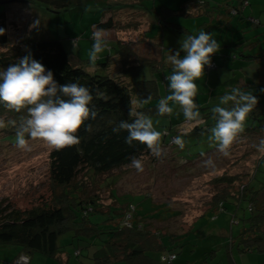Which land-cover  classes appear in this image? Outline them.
Returning a JSON list of instances; mask_svg holds the SVG:
<instances>
[{
	"label": "trees",
	"instance_id": "16d2710c",
	"mask_svg": "<svg viewBox=\"0 0 264 264\" xmlns=\"http://www.w3.org/2000/svg\"><path fill=\"white\" fill-rule=\"evenodd\" d=\"M122 1L127 4L117 3L104 8L105 14L109 12L110 17L95 24V29H114L117 33L131 32L138 34L137 39L133 40L134 35L130 36L132 40H124L118 36L112 46L108 47L107 57L92 64L90 61L74 60L63 40L51 36L44 27L46 21L42 15L43 11L57 13L60 10H72L81 6L77 0H0V5H3L0 11V28L5 30L4 34L0 35V70L16 63L27 54L26 48L30 49L33 58L41 62L46 70L53 72L58 84L76 82L88 87L94 96L92 104L99 110L96 119L86 120L76 133L80 140L78 144L51 151L50 198L42 196L38 204L30 208L15 206L8 200L0 201V246L19 249L17 259L13 263L23 255L29 256L31 260L34 254L41 253L68 264L72 255L58 243L59 238L68 231L73 233L72 244L78 240L84 242L85 248L91 246L88 258L100 264H178L183 249L190 245L187 236L192 227L187 226L182 208L165 202L158 204L148 194H125L119 197L114 189H111L112 204H105L99 189L111 188L115 180L107 179L98 189L93 186L97 185L100 176L131 165L132 156L142 159L148 157L154 164L163 157L153 156L146 145L137 141L131 146L127 144L126 131H113L121 121L131 122L133 118L129 116L130 106H135L137 111L150 116L154 127L166 133L161 142L164 149H171L169 156L174 155L173 160L178 163L174 166L178 167L184 160L186 167L191 169L192 166L187 164H193L195 160L218 149L215 142L209 141L210 129L215 125L211 108L219 103V97L230 93L232 87L239 86L231 83L228 90L218 92L216 90L221 86L220 83L217 89L208 95L210 103L199 106L202 123L186 121L180 106L173 102H170L172 114L159 115V100L171 94L167 77L172 74L173 66L163 58V54L161 55L162 49L163 52L167 49L161 43L162 39L159 38L161 42L157 44L158 38L148 37L150 29L147 28L152 26L147 21H157L179 33L186 32L178 25L167 22V19L179 13L192 15L189 4L193 1H187L179 10L164 7V13L145 8L143 0ZM238 1V6L228 2L224 7H233L237 11L233 16H239L250 5L249 0H242L241 4L240 0ZM194 2L202 10L209 4L207 0ZM18 4L31 7L33 21L40 17L41 25L39 28H33L21 42L15 43L8 32L9 10L10 6ZM139 43L152 45L153 54L138 52ZM154 51H159L160 56ZM235 55L233 53L231 57ZM231 57L221 56L224 66L232 61ZM251 58L252 61H262L261 56H249V59ZM212 63L216 67L208 69L206 65L207 72L219 69L220 65L215 60H212ZM228 68L233 71L230 66ZM261 75L264 76L259 72V77L251 82L250 85L255 86L253 91L249 90L248 86L239 87L242 91L257 95L259 103L247 115L244 131L231 146L233 148L250 145L249 152L255 155L252 166L245 172L223 174L214 178L211 185L216 191L211 197L209 208L202 214L222 212L228 203L237 208L246 204L244 209L247 214L245 216L244 213L241 217L244 228L222 248L201 252L204 258L200 261L192 256L193 250L188 253L191 259L185 260L184 264H220L223 254L229 257L230 264H236L235 254L261 255L264 264V153L253 146L264 138V99L260 92V89H264L260 87V80L264 82V77L260 79ZM97 88L109 97L107 101L95 98ZM149 95L152 97L151 101L141 105L139 101ZM196 97L198 99V96ZM133 102L136 103L133 105ZM26 115V109L18 113L0 104V119L5 122V127L0 128V140L15 145L21 117ZM89 124L92 125L90 132L86 130ZM177 136L184 141L182 149L173 142ZM26 139L30 140L27 136ZM129 197L143 198V201H150L151 205L141 211V205L134 203ZM180 240H183L182 243L177 244ZM74 248L77 257L83 254L81 248ZM218 254L220 259L213 262ZM172 255H175V258L170 260Z\"/></svg>",
	"mask_w": 264,
	"mask_h": 264
},
{
	"label": "rangeland",
	"instance_id": "374dc122",
	"mask_svg": "<svg viewBox=\"0 0 264 264\" xmlns=\"http://www.w3.org/2000/svg\"><path fill=\"white\" fill-rule=\"evenodd\" d=\"M187 1L194 0H143V5L147 9H153L157 12L164 13V7L179 10L183 8V4ZM217 1L216 4H221V12L228 14V12L232 11V14L236 15L237 11L233 9V7L224 8L228 1L232 0ZM235 1L236 4L239 3L238 0ZM77 2L78 4H81V6L72 10H60L57 13L50 11L41 12L46 21L44 25L46 32L55 38L62 39L65 47L74 57V60L88 62L89 58L87 53L91 50L93 44V40L90 37L91 31L95 30V24L101 23L103 20L105 13L104 8L107 9L108 6L111 7L117 3L127 4V2H123L122 0H77ZM249 2L252 3L254 13H252L251 8H249L246 16H244V14H239L235 23L237 24L239 20L241 26L244 25L243 29L249 30L247 34L249 40L247 42L259 47L257 50L255 49V53L251 52L252 50L245 51L243 47L237 49V52L240 53V55H243L242 53L245 51V55L260 57V54L258 53L261 49H263L261 55L264 54V37L260 43L257 31L264 30V0H249ZM2 8L3 5H0V11ZM88 8L92 9V11H86ZM31 14V7L22 4L10 6V25L8 32L15 43L21 42L24 36L29 35L32 32V30H29V26L33 23V15ZM148 17L150 18L149 15ZM241 17H243V19H241ZM205 18L207 17L179 13L175 16H169L168 21L172 24H177L182 31H184V29L189 30V32L183 33L198 35L200 31L212 30L209 26H207V29L202 26L200 27L198 20L200 19L201 21H204L203 19ZM254 19L261 20L262 23H254ZM92 28L94 30H92ZM161 31H163L162 25L159 22H155L153 24V30L148 32V37H160L164 39V41L166 40L167 43L165 44L167 45H165V49H167L164 55H166L165 57H168L180 48L179 42L185 34L179 33L174 29V31L171 30L164 37V33L162 34ZM216 31L221 36L220 31L214 30V32ZM222 33L219 44L222 43L223 45L229 41L231 35H229L226 30ZM124 36H129V34H124ZM77 37H79V40L81 39V44L79 46L77 45L74 51L72 41ZM247 42L243 43V46L249 45ZM137 45L138 52L153 54L152 45L141 43ZM113 52L115 54V50H113ZM155 52L156 51H154V53ZM155 54L158 56L159 51ZM184 55L185 53L181 52V56L183 57ZM104 57H107V55ZM261 59L262 61L259 59H253L249 64L248 72L239 69L237 64L236 66L232 65L233 71L230 70L231 75H228V79L227 76H225V79L227 80L224 79L225 82H223L216 91L228 90L229 88L227 85L232 83L230 77H234L235 73L237 80L241 78L242 72L243 77L247 76L249 81L258 78L259 72L264 75V57L262 56ZM235 67L237 68L234 70ZM263 77L264 76L261 75L260 79ZM250 84L251 83H248L247 86L250 87ZM260 87L264 88V82L262 80H260ZM203 97L206 98V96ZM261 97L264 99V92H261ZM29 145L31 150H22L16 147V144L12 145L9 142H4L2 139L0 140V201L8 200L9 202L14 203L15 206L21 208H30L38 204L42 196H44V198H50L51 196L49 163L50 153L53 148L49 147L39 139H30ZM249 146L243 145L240 147H233L230 149L229 156H224L217 149L216 151L195 160L193 164H187L192 166L191 169L186 167V161L184 160L179 163L178 167L174 166L176 163L173 160L174 155L171 157L169 156L172 152L171 149H165L166 155H164L156 164L152 163L151 159L148 157L143 158L142 162L144 170L142 172L137 171L134 167L129 165L122 169L115 170L110 174L100 176L97 179V185L95 187L93 186V188L98 189L100 186L104 185L107 179H114L115 184L111 188L104 187L102 189L100 187L101 189H99L105 204H112L113 197L111 195V189H114L117 191L119 197H122L125 194L141 196L148 194L158 204L165 202L169 205L172 204L176 208H182L185 212V220L188 222L187 226H191L192 228H190L191 233L187 236V241L190 245H187L186 248L183 249L180 259L181 262H183L185 257L188 256V253H191L193 250L194 251L191 253L192 256L194 255L193 257L195 259H199L201 257V252L205 253V251L210 252L213 249L218 250L222 248L230 241L231 237L236 238L244 228V223L241 220V217L244 213L245 216L247 214V210L244 209L246 204L237 208L235 205L228 203L226 204V209L222 212H208L205 215L202 214L209 208L211 197L216 191V188L211 185V181L214 178L222 176L223 174H238L251 168L252 159L255 158V155L250 154L249 151L251 148ZM209 158H211L214 163V166L212 167L205 166L204 161ZM140 197L129 198L134 203L141 205V211L148 209L151 205L150 201H143V198ZM72 235L73 233L68 231L58 240L59 245L65 247L66 251L70 252L72 255L68 264H98V261L88 258L91 246L85 248L86 245L84 242H79L78 240H75L74 244H72ZM182 241L183 240L178 241L177 244L182 243ZM75 246L82 249L83 254L79 257L75 255ZM9 248L11 250L14 248V254L11 256L10 260L0 258V261H4L0 264H13V258L18 255L19 249L17 247ZM218 253L220 254L221 252L218 251ZM5 255L10 254L7 252ZM248 255H250L251 259L253 258L251 254ZM224 256L225 255L223 254L222 262L225 260ZM22 257H26L28 263L21 264H30L32 260L31 264H63L61 261L49 258L41 253L34 254L31 261L29 256L27 257L23 255ZM234 259L238 261L239 256L235 254ZM244 260L247 264L258 263L249 258H245ZM113 264L128 263L116 262Z\"/></svg>",
	"mask_w": 264,
	"mask_h": 264
},
{
	"label": "clouds",
	"instance_id": "9594fccd",
	"mask_svg": "<svg viewBox=\"0 0 264 264\" xmlns=\"http://www.w3.org/2000/svg\"><path fill=\"white\" fill-rule=\"evenodd\" d=\"M86 11H92L88 8ZM40 17H37L29 26L39 28ZM5 30L0 28V35ZM92 48L87 56L92 64L98 59L101 52L109 47L104 29H97L92 34ZM79 37L72 41L73 50L78 45ZM180 48L167 57L173 66L172 74L167 77L170 95L162 97L157 105L159 115L172 114L170 102L178 104L188 122L202 123L199 105L195 102L198 93L197 80L204 75L205 66H211V57L220 51L219 42L211 33L200 31L198 35L185 34L180 40ZM27 54L19 58L16 63L0 70V104L8 110L21 112L27 110V115L21 117L16 133V147L22 150H31L29 140H42L53 149H63L80 142L76 135L86 120L96 119L98 109L92 104L94 96L92 91L76 82L64 85L58 84L54 74L46 70L44 65L33 58L31 50L26 48ZM181 52L185 53L181 57ZM143 79V77H142ZM224 79V77L222 78ZM264 92V89H260ZM95 98L107 101L109 97L98 88ZM152 97L149 95L139 101L141 105L147 104ZM136 102H133V105ZM259 97L242 91L239 87H232L230 93L219 97V103L211 108L212 119L215 125L210 129V142L218 145V151L224 156L230 155V148L244 131L247 115L257 106ZM129 116L131 122L121 121L113 128L114 132L124 130L128 133L125 142L130 146L134 141L147 146L151 154L157 158L166 155L161 138L166 133L154 127L150 116L130 106ZM5 122L0 119V128ZM92 131V125L87 126ZM181 149L184 141L180 136L174 138ZM254 147L264 153V138ZM203 155V154H202ZM205 166L212 167L211 158L204 161ZM131 166L137 171L144 170L142 158L131 157Z\"/></svg>",
	"mask_w": 264,
	"mask_h": 264
},
{
	"label": "crops",
	"instance_id": "0c3cea01",
	"mask_svg": "<svg viewBox=\"0 0 264 264\" xmlns=\"http://www.w3.org/2000/svg\"><path fill=\"white\" fill-rule=\"evenodd\" d=\"M207 1L209 2V4L203 10L200 7H198L197 3H195L194 1H193V3L190 2V4H189L190 5L189 11L191 12L190 14L198 15V17H207V18L203 19L204 21H201L200 19L198 20L200 27L202 26L205 29H207V26H209L210 29H212L213 31L212 30H206L205 32H208V33L211 32V34H213L212 35L213 38L216 39L218 42L221 41V36L223 34L222 32L224 30H226V32L229 35H231L230 36L231 38H229V41L227 43H225L223 45L221 43L220 44V51L215 53V55H213L211 57V60H215L220 65L219 69L214 70L215 72H213V71L207 72L206 70H204V75L202 76V78L196 81V83L198 85V93H197L198 99H197V97L194 99H195V102L199 106L209 104L210 100L208 99L209 98L208 95L211 94L213 91H215V89H217V87H218V85H220V83L223 84V82H225V80H227L229 78L231 73H230V69L228 68V66H230V68H232V65L236 66V64H237L239 66V69L246 70L248 72L249 71V69H248L249 64L252 62V58L249 59V56L245 55V51L246 50L247 51L252 50L251 52L255 53V49L257 50L259 47L255 44H251L250 42H247L249 40L248 36H247L249 30H244L243 29L244 25L241 26V24L239 23V20H238L237 24L235 23V21L237 20V17H239V16H233L232 11L230 12L231 14L228 12L229 15L225 12L224 13L221 12L222 11L221 4H216L218 2L217 0H207ZM228 2L230 3V5L238 6V4H236L235 0L228 1ZM241 2H242V0H240V4H241ZM227 8H228V6H227ZM249 8H251L252 13H254V8L252 6V3L250 2V5L247 8H245L241 14H244V16H246V13L248 12ZM108 13L107 14L104 13L103 20H107L110 17V15ZM241 19H243V17H241ZM147 22H150V26H152L151 28L149 26H148V28H147V26H145L147 29H150L149 31L153 30V24L155 22L157 23V21H149V20ZM167 22H169L168 19H167ZM254 23H260L261 24L262 21L254 19ZM175 25H177V24H175ZM162 27H163V31H161V32H162V34L164 33V35H163L164 37L171 30L174 31V29L168 28L166 26L162 25ZM94 29H95V26H94ZM94 29L92 28V30H94ZM227 29H230V30H227ZM96 30L97 29H95L94 31H96ZM214 30H219L221 33V36L219 35V33L217 31L214 32ZM94 31H91V36H92ZM105 31H106V36H107V39L109 42V46H111L116 41L118 36L122 37L124 40H132L130 36L134 35L131 32L130 33H117L114 29H109V30H105ZM142 31H145V30H142ZM184 31L189 32V30H187V29H184ZM216 33H218V34H216ZM124 34H126V35L129 34V36H124ZM257 35H258V38L260 39V43H261L262 38L264 37V30L257 31ZM136 36H138V34L134 35V38H133L134 41H136V39H137ZM218 36H220V37H218ZM159 38L157 39V44L159 42H161V41H159ZM161 39L162 38H160V40ZM80 40L78 41V46L81 44ZM245 42H247L249 45L243 46V43H245ZM161 43H163L164 46L167 45V44H165L167 42H166V40L164 41V39H162ZM233 47H236V48L234 49ZM242 47L244 48L245 51H244V53H242L243 55H240V53L236 52V50L241 49ZM162 50L164 51V49H162ZM163 51L161 52V55L165 54V52H163ZM262 52H263V49H261V51L258 54H260L261 57L262 56L264 57V54L261 55ZM108 53L109 52L107 49L105 51L101 52L99 54L97 60L102 59L104 56L108 55ZM233 53L236 55L233 56V58H232L231 55ZM224 55H227V56L229 55V57H231L230 59L232 60L231 62H228V65H226L227 67L223 65V62H221V56H224ZM158 56H160V55H158ZM165 56L166 55H164L163 58H165L167 60V57H165ZM238 61H240V62H238ZM236 68L237 67H235L234 70ZM225 76H227V79H225ZM223 77L225 80L222 79ZM230 79H231L232 83L238 84L239 87H245L248 85V83L252 82V81L248 80L247 76L243 77L242 72H241V78H239L238 80H237L236 73L234 74V77L231 76ZM253 80L255 81V79H253ZM227 86H228V88H230V85H227ZM254 88H255V86L251 85L249 87V90L253 91ZM203 96H206V98ZM210 97H211V95H210ZM9 247H12V246H0V258L1 259L2 258H4L5 260L11 259V256L14 254V250H13L14 248H12V250H11ZM7 249H9V250H7ZM7 252L10 255H5ZM251 256H253L252 259H251L250 255H247V256L240 255L239 256L240 260L239 259H238V261L235 260V262H236V264H247L244 259L249 258L252 261H257L258 263H256V264H262L263 258L261 256H258V255L257 256L251 255ZM16 257L17 256H15L13 258V261L17 259ZM224 257H225V260L222 262L223 257H221V261H219V262L221 264H224V262H225V264H230L229 257L228 256L226 257V255ZM203 258H204V255H203V253H201V257L199 259H196V260L200 261ZM189 259H191V257H189V256L185 257V260H189ZM218 259H220L219 254L215 256V260L213 262H215ZM185 260L183 262H181V260H179L178 264H184L186 262ZM32 261L30 262V264L32 263ZM1 262H4V261L1 260L0 263ZM13 264H16V263H13ZM98 264H100V263H98Z\"/></svg>",
	"mask_w": 264,
	"mask_h": 264
},
{
	"label": "built area",
	"instance_id": "2783aa9c",
	"mask_svg": "<svg viewBox=\"0 0 264 264\" xmlns=\"http://www.w3.org/2000/svg\"><path fill=\"white\" fill-rule=\"evenodd\" d=\"M208 69H212V68H215L216 65L214 63L211 64V66H207ZM223 204L220 205V207L222 208ZM128 226H130V224H128ZM175 258V255H172L170 257V260H173ZM17 264H21V263H28V259L26 257H21L17 262Z\"/></svg>",
	"mask_w": 264,
	"mask_h": 264
}]
</instances>
